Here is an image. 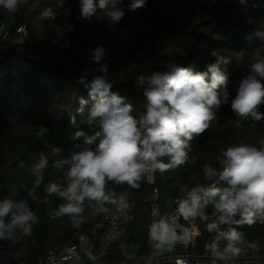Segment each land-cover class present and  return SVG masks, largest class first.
Segmentation results:
<instances>
[{
	"label": "trees",
	"instance_id": "16d2710c",
	"mask_svg": "<svg viewBox=\"0 0 264 264\" xmlns=\"http://www.w3.org/2000/svg\"><path fill=\"white\" fill-rule=\"evenodd\" d=\"M55 3L56 0H29L15 14L0 8V26L6 24L10 32L9 39L0 42V199H28L39 216L31 236L17 243L0 241V264H39L50 249L76 244L78 237L96 223L92 217L77 230L67 217L50 219L48 206L42 203L43 185L35 193L37 201L27 194L35 181L31 165L40 152H45L50 160L44 173L45 183L60 179L51 162L74 150L69 140L75 131L71 116H76L77 125L89 134L100 130L98 122L89 126L86 117L77 113L81 98L88 101L89 107L93 102L88 90L79 84V77L103 75L98 71L99 64L91 59L97 46L102 45L105 50L102 63L108 66L111 91L133 106L131 114L137 119L146 114L139 75L167 71L169 61L194 72L206 71V65L216 60L210 54L212 50H219L230 60L221 65L228 74L229 103L221 106L218 120L193 140L190 155L198 158L196 163L156 173L153 185L145 177L139 190L126 184L107 185L117 195L128 193L129 202L135 205L129 215L134 216L135 222L128 234L113 245L107 259H99L95 264H133L151 252L147 230L151 223L152 187L159 190L161 202L166 204L178 197L182 186L197 182L191 179L193 175L203 183L202 166H217L215 158L222 149L241 142L257 145L264 138V121L253 127L248 118L236 128L237 118L230 106L240 80L249 72L254 48H264L259 40L249 44L245 39L258 28L264 30V0H245L244 4L240 0H146L135 11L127 8L131 0H123L125 16L116 25L106 21L99 9L91 19H81L79 0H65L62 9H56ZM48 6L58 12L56 21L40 19L41 11ZM21 25L28 31L23 43L18 42L16 33ZM241 52L246 54L243 59ZM260 111L264 112V105ZM39 126L49 129L43 137L36 135ZM53 146L62 149L61 157L51 155ZM60 202L52 198L54 207ZM85 214L89 215V211ZM240 230L249 241L258 240L261 248L257 254H264V226L256 223ZM197 231L201 235L197 236L195 252L203 254L210 234L199 223ZM125 243L129 245L128 252L135 251V259L126 260L121 254L120 246ZM132 244L139 248L133 249Z\"/></svg>",
	"mask_w": 264,
	"mask_h": 264
},
{
	"label": "clouds",
	"instance_id": "9594fccd",
	"mask_svg": "<svg viewBox=\"0 0 264 264\" xmlns=\"http://www.w3.org/2000/svg\"><path fill=\"white\" fill-rule=\"evenodd\" d=\"M29 0H0V8L15 14L21 5ZM146 0H131L127 5L135 11L145 5ZM241 4L245 0H240ZM65 0H56L55 8L62 9ZM123 0H79L80 18L91 19L97 10L103 12L106 21L118 24L125 16L121 7ZM58 12L52 6L44 7L40 13L43 21H56ZM246 41L264 43V30L250 32ZM216 57L214 63L206 65V71L194 72L191 68L167 62V71H154L151 75H139L138 85L145 98L146 114L137 119L131 113L133 106L125 98L111 91L108 66L102 61L105 50L97 46L91 59L99 64L98 71L91 79L81 75L79 84L88 90L92 98L80 99L77 113L87 119V125L99 124L100 130L92 134L77 125L76 116L70 117L75 131L69 136L73 151L61 157L62 149L51 148V155L61 157L51 162L60 179L45 183V171L49 168V156L40 152L31 165L35 181L28 197L37 201V189L43 185L42 203L48 206L50 219L68 218L74 229H80L90 218L107 216L113 206L125 222L134 219L129 215L134 204L129 202L128 193L117 195L107 188L109 182L128 185L139 190L141 181L147 177L151 182L156 173L181 168L198 159L191 156L193 140L208 130L218 120V111L229 103L227 90L228 74L221 68L230 60L219 50L210 53ZM246 54L239 53L241 59ZM249 72L238 84L237 94L230 101L236 119L235 127L240 128L241 120L251 118L252 126L264 121V48L256 47L250 58ZM49 129L39 126L36 133L43 137ZM95 145V146H94ZM167 158V160H165ZM216 165L202 166L203 183L196 175L197 182L180 189L176 199L175 213L161 214L154 209L153 219L148 225L147 243L151 248L153 264L164 254H171L178 244L185 248L193 243L189 227L178 223L182 218L190 226L203 224L210 238L204 244L212 264H235V261L260 252V242L249 241L240 229L256 223L264 224V138L257 145L234 143L222 149L216 156ZM13 196L16 190H12ZM52 198L61 201L55 207ZM210 209V211H209ZM86 210L89 215H86ZM198 222V223H197ZM39 223L38 214L32 210L28 199L15 200L12 196L0 199V241L17 243L31 236L34 226ZM199 236L201 233L196 232ZM121 254L126 260L135 259V251L128 252L129 245L122 244ZM133 249L139 245L132 244ZM74 253V249L72 250ZM95 264L100 255L87 253ZM175 264H188L185 257H176Z\"/></svg>",
	"mask_w": 264,
	"mask_h": 264
},
{
	"label": "built area",
	"instance_id": "2783aa9c",
	"mask_svg": "<svg viewBox=\"0 0 264 264\" xmlns=\"http://www.w3.org/2000/svg\"><path fill=\"white\" fill-rule=\"evenodd\" d=\"M18 35V42L23 43L27 36L28 31L25 25L18 26L16 28ZM10 37V32L6 24L0 26V42L7 41ZM149 184H154V179ZM177 199V198H176ZM176 199L167 200L166 204H162L160 192L157 188L152 187L149 195V203L151 206L150 218L154 209L158 210L161 214L175 213ZM171 201V202H170ZM110 213L105 215H99L94 217L96 223L93 229L81 234L78 237L77 243L66 247H54L50 249L46 257L40 261L39 264H93L87 257V253L91 251L93 254L101 256V260L107 259L113 245L120 239L128 234L129 227L135 222V218L129 222H125L123 216L115 211L113 206ZM178 223L184 227H189L193 236V243L188 247L178 244L176 250L171 254H164V256L158 258L153 264H175L176 257H185L188 260V264H212L208 253H196L195 248L197 246L198 228L196 226H190L187 222L181 218ZM264 226V224L259 223ZM74 249V253L73 250ZM151 258V252L146 257L139 258L133 264H147V261ZM222 264V262H217ZM235 264H264V254H256L255 257L251 255L242 257L235 261Z\"/></svg>",
	"mask_w": 264,
	"mask_h": 264
},
{
	"label": "rangeland",
	"instance_id": "374dc122",
	"mask_svg": "<svg viewBox=\"0 0 264 264\" xmlns=\"http://www.w3.org/2000/svg\"><path fill=\"white\" fill-rule=\"evenodd\" d=\"M170 200V199H169ZM171 202V201H170Z\"/></svg>",
	"mask_w": 264,
	"mask_h": 264
}]
</instances>
